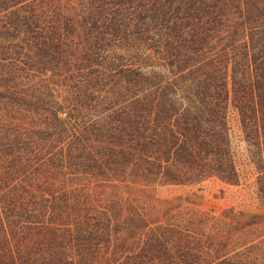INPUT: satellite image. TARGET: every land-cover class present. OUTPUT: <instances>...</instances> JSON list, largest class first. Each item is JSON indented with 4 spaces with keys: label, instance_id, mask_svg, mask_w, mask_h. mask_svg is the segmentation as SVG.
I'll return each instance as SVG.
<instances>
[{
    "label": "trees",
    "instance_id": "trees-1",
    "mask_svg": "<svg viewBox=\"0 0 264 264\" xmlns=\"http://www.w3.org/2000/svg\"><path fill=\"white\" fill-rule=\"evenodd\" d=\"M264 0H0V264H264ZM194 200H193V199Z\"/></svg>",
    "mask_w": 264,
    "mask_h": 264
},
{
    "label": "rangeland",
    "instance_id": "rangeland-1",
    "mask_svg": "<svg viewBox=\"0 0 264 264\" xmlns=\"http://www.w3.org/2000/svg\"><path fill=\"white\" fill-rule=\"evenodd\" d=\"M228 125L239 173L238 184L228 185L217 179H210L195 186H162L154 191L156 198L164 200L178 195H188L195 197V202H198L203 209L221 211L233 208L249 213H264V201L258 196L257 172L248 154L235 111H229Z\"/></svg>",
    "mask_w": 264,
    "mask_h": 264
}]
</instances>
